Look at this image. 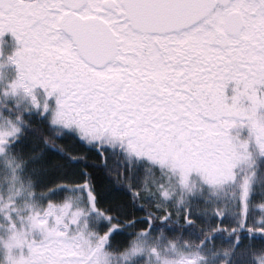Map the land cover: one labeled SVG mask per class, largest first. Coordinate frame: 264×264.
<instances>
[{
	"label": "snow or ice",
	"instance_id": "obj_1",
	"mask_svg": "<svg viewBox=\"0 0 264 264\" xmlns=\"http://www.w3.org/2000/svg\"><path fill=\"white\" fill-rule=\"evenodd\" d=\"M0 264H264V0H0Z\"/></svg>",
	"mask_w": 264,
	"mask_h": 264
}]
</instances>
